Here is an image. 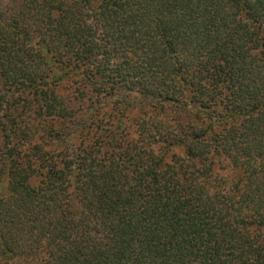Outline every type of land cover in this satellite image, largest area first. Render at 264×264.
I'll use <instances>...</instances> for the list:
<instances>
[{
    "label": "trees",
    "instance_id": "obj_1",
    "mask_svg": "<svg viewBox=\"0 0 264 264\" xmlns=\"http://www.w3.org/2000/svg\"><path fill=\"white\" fill-rule=\"evenodd\" d=\"M0 264H264V0H0Z\"/></svg>",
    "mask_w": 264,
    "mask_h": 264
}]
</instances>
